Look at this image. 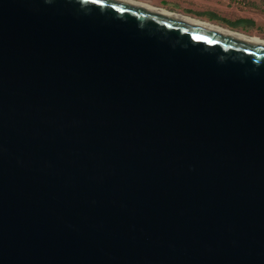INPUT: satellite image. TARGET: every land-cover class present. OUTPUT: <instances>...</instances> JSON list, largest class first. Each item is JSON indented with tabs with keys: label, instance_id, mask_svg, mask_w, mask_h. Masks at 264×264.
Wrapping results in <instances>:
<instances>
[{
	"label": "water",
	"instance_id": "95a60500",
	"mask_svg": "<svg viewBox=\"0 0 264 264\" xmlns=\"http://www.w3.org/2000/svg\"><path fill=\"white\" fill-rule=\"evenodd\" d=\"M0 264H264V45L0 0Z\"/></svg>",
	"mask_w": 264,
	"mask_h": 264
},
{
	"label": "rangeland",
	"instance_id": "374dc122",
	"mask_svg": "<svg viewBox=\"0 0 264 264\" xmlns=\"http://www.w3.org/2000/svg\"><path fill=\"white\" fill-rule=\"evenodd\" d=\"M264 38V0H141Z\"/></svg>",
	"mask_w": 264,
	"mask_h": 264
},
{
	"label": "bare ground",
	"instance_id": "6f19581e",
	"mask_svg": "<svg viewBox=\"0 0 264 264\" xmlns=\"http://www.w3.org/2000/svg\"><path fill=\"white\" fill-rule=\"evenodd\" d=\"M123 1L132 3L134 5H138V6L153 10V11H157V12L162 13V14L174 16V17L180 18L182 20H185V21H188V22L200 25V26H204V27H207V28H211V29L219 31V32H223V33H226V34L237 36V37H240V38H243V39H246V40H250V41H253V42H256V43L264 45V38H261V37H258V36L245 34V33L239 32V31H235V30H230V29H228L226 27H223V26H220L218 24H215V23H212V22H209V21H205V20H202V19H199V18L191 17L189 15H185V14H182V13L169 11V10H167L165 8L158 7V6L152 5L150 3H147V2H144V1H141V0H123Z\"/></svg>",
	"mask_w": 264,
	"mask_h": 264
}]
</instances>
